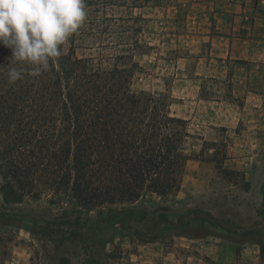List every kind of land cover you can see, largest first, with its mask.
<instances>
[{
  "label": "trees",
  "instance_id": "obj_1",
  "mask_svg": "<svg viewBox=\"0 0 264 264\" xmlns=\"http://www.w3.org/2000/svg\"><path fill=\"white\" fill-rule=\"evenodd\" d=\"M100 5L85 0V22L39 76L11 64V49L0 44V193L7 205L51 192L92 211L146 193L165 199L182 187L193 138L188 121L172 113L170 96L132 89L139 66L132 54L109 57L101 35L92 39L101 19L90 17ZM11 67L23 68V79L9 83Z\"/></svg>",
  "mask_w": 264,
  "mask_h": 264
},
{
  "label": "rangeland",
  "instance_id": "obj_2",
  "mask_svg": "<svg viewBox=\"0 0 264 264\" xmlns=\"http://www.w3.org/2000/svg\"><path fill=\"white\" fill-rule=\"evenodd\" d=\"M99 1L101 5L90 19L100 16L101 27L92 24L89 32L92 39L97 33L101 35L107 56L115 57L119 52L133 55L139 65L132 78L134 91L170 96L173 113L184 116L198 110L200 97L220 96L229 86L220 84L229 79H224L225 70H208L202 75L196 62L182 60L189 55L180 47L183 17L181 13L174 19L167 10L171 0ZM98 51L79 50V54ZM201 76L208 78L202 92L198 83ZM200 106L205 109L204 104ZM208 136L202 141L193 134L188 141V152L199 159L200 168L184 176V189L179 192H238L235 185L243 188L242 178L228 173L221 164L229 157L230 135L209 132ZM198 172L200 180L187 181ZM40 193L39 198L28 196L14 205L5 204L0 193V264H217L209 257L213 246L184 245L173 239V226L168 222L172 197L158 200L146 193L136 207L117 204L84 211L69 204L63 195ZM199 218H206L205 214ZM250 232L264 242L262 217ZM240 251L239 246V255ZM251 263L238 259V264Z\"/></svg>",
  "mask_w": 264,
  "mask_h": 264
},
{
  "label": "crops",
  "instance_id": "obj_3",
  "mask_svg": "<svg viewBox=\"0 0 264 264\" xmlns=\"http://www.w3.org/2000/svg\"><path fill=\"white\" fill-rule=\"evenodd\" d=\"M167 10L174 19L183 17L180 47L189 55L182 60L196 62L202 75L220 69L225 70L224 79L229 76L220 82L229 85L220 96L200 97L198 110L189 115L172 113L187 120L189 132L202 141L208 140L209 132L229 134V157L221 164L244 182L243 188L235 185L238 192L189 190L171 196L172 237L184 245L213 246L209 257L217 264H238V259L264 264L261 241L250 232L259 217L264 219L259 214L264 201V0H171ZM207 81L199 79L201 92ZM197 160L191 157L187 162L185 178L200 168ZM199 173L187 181L200 180ZM139 201L121 205L136 207Z\"/></svg>",
  "mask_w": 264,
  "mask_h": 264
},
{
  "label": "clouds",
  "instance_id": "obj_4",
  "mask_svg": "<svg viewBox=\"0 0 264 264\" xmlns=\"http://www.w3.org/2000/svg\"><path fill=\"white\" fill-rule=\"evenodd\" d=\"M85 0H0V44L11 49V64L28 65L36 77L62 55L61 46L83 25ZM9 83L23 79L11 67Z\"/></svg>",
  "mask_w": 264,
  "mask_h": 264
}]
</instances>
